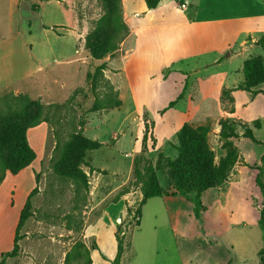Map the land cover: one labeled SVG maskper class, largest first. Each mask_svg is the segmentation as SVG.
I'll return each mask as SVG.
<instances>
[{"label":"rangeland","instance_id":"rangeland-1","mask_svg":"<svg viewBox=\"0 0 264 264\" xmlns=\"http://www.w3.org/2000/svg\"><path fill=\"white\" fill-rule=\"evenodd\" d=\"M73 7L80 21L78 31L80 35H84L79 36V45L84 44L85 47L86 40L97 22L107 13V7L104 0H73ZM2 9L3 4L0 1V36L6 33L7 23L6 14ZM24 9H27V5ZM21 17L27 21L35 20L37 15L24 11ZM115 17L116 15L114 19ZM123 20L125 22L124 17ZM54 32L58 33L57 28ZM263 36L264 34L260 37ZM262 54V47L256 45L247 53L237 55L230 62L224 58L222 60L218 53L201 59H187L184 63L163 71L166 77L171 72L165 80L159 78L157 67L152 68L147 81H141L136 78V74V76L132 74V84L138 96L136 103L130 93L122 91L121 88L124 86L122 76L109 74L111 69L109 61L119 58L120 52L113 58L109 55L103 60L91 58L90 62L84 65L75 63L54 66L42 77H38L36 83L24 82L22 85L29 90L28 93L20 94L28 95L36 100L37 104L49 109L42 111L35 109V116L40 115L46 121L40 124L41 127L31 130L29 135L30 129L27 131L29 144L38 156L33 165L38 173L34 177L30 172L33 178L29 172L10 176L18 177L10 178L7 182L8 186H14L13 189L16 190L6 191L2 196V200H9L11 205L14 200V205L8 213L10 217L17 211L15 210L17 201H22L24 197L19 187L33 183V190L37 188V193L31 200L33 214L20 230L19 255L7 259L5 264H64L68 254L72 264H88L89 251L98 249L96 239L101 241L104 251L110 252L114 249L116 238L112 228L116 224L117 216H119L118 224H122V230L126 231L125 251L121 264H163L162 253L155 255L153 249L144 251L143 239L137 232H133L136 229L134 212L140 200L136 198V202L131 205L132 215H125L121 219L122 211L119 212L121 207L110 209L108 206L113 204L110 201L122 188L128 187L131 192L136 191L137 195L140 193V186L135 176L136 158L142 156L153 165H157L160 155L172 159L178 156L176 150V146L179 145L178 137L176 134L172 139L173 133L170 128L173 124L179 126L181 122L185 123L187 111L195 115L192 120L186 122L192 127L205 124L211 126L207 143L214 151L215 164L218 165L221 159L229 155H235L236 161L230 167L228 178L218 186L224 187L223 194L211 191L205 195L203 217L198 219L193 215L194 204H191L187 198L176 204L173 203L175 214L171 219L174 225L187 240H196L192 243L194 245L200 244V237L203 235L213 241L210 231L219 228L225 239H234L237 235L247 236V242L240 246L248 255L254 245L262 246L264 232L259 219L264 195L256 186L255 178L258 173L256 167L262 165L264 154V94L257 95L253 100L247 91H234L235 86L244 82V61L250 56L257 57ZM217 57L221 59L220 63L206 64L214 62V58ZM102 63H105L106 67L103 78L97 89L93 91L87 77ZM114 65L119 69L123 67L120 61H115ZM226 70L229 71L226 78L221 75L213 76ZM111 71L118 72L113 69ZM108 76L117 89L123 92L124 104L119 95L120 106L111 110L101 106L99 110L90 112L97 99L104 101L110 86L119 92ZM146 83L148 88L145 87ZM185 83L187 89L183 99L163 115L162 111L165 107L183 92ZM221 86L232 91L233 113L221 102ZM146 89L148 94H153L152 97L150 95L145 97ZM9 93L20 95L11 87L0 91V99ZM221 119H229L233 123L238 137L220 136ZM154 121L157 138L154 135ZM245 128L252 130L257 142L245 137ZM77 132H82L88 138L103 144L101 149L89 152L86 163L82 165L83 171L88 176L87 190L82 186L79 188L72 180L57 176L52 168V158L57 143L60 142L62 145L72 133ZM145 136L146 143L143 145ZM8 173L6 172V175ZM157 175L160 186L168 192L167 199H169L175 193V187L165 172L159 170ZM119 186L121 187L118 188ZM113 189L117 191L108 196ZM2 210L5 209L0 206V220L5 227V220L1 217ZM105 210H107L105 221L96 229L99 237L86 238L85 228L94 224ZM153 215L148 208L144 215L145 229L148 219ZM204 257L205 252H203ZM107 261L111 263V260Z\"/></svg>","mask_w":264,"mask_h":264},{"label":"crops","instance_id":"crops-1","mask_svg":"<svg viewBox=\"0 0 264 264\" xmlns=\"http://www.w3.org/2000/svg\"><path fill=\"white\" fill-rule=\"evenodd\" d=\"M0 1L3 4L2 11L7 17L6 33L0 36V91L13 87L16 94L28 93L29 89L22 84L24 82L36 83L38 77H42L52 67L75 63L84 65L90 62L91 57L85 51L84 44L79 45V36L84 35H80L78 31L80 21L74 11L73 0ZM25 5L27 9H24ZM122 7L130 33L121 45L119 58L109 61L111 69L118 72H112L110 69L109 74L122 76L124 86L121 89L132 95L134 103L138 96L132 84V74H136V78L141 81H147L152 68L157 67L159 78L165 80L171 72L166 77L163 71L182 64L187 59H201L204 56L218 53L223 60L228 51L232 53L224 60L230 62L237 55L247 53L249 49L256 46L262 38L260 36L264 34V0H161L158 7L153 10L147 8L145 0H122ZM24 11L35 13L37 18L27 21L22 19L21 14ZM54 26L57 27L58 33L53 31ZM236 48L239 49L236 50ZM219 57L214 58V62L206 64L220 63ZM115 61L122 62L123 67L119 69L114 65ZM105 73L108 75L106 71ZM228 74L229 71L226 70L213 76L221 75L226 78ZM108 78L114 85L111 77L108 76ZM146 85L147 83L145 87ZM261 85L255 89L263 91L264 86ZM114 86L117 89L116 85ZM224 88L222 86L220 88V99ZM236 88L237 86L234 87V91H238L235 90ZM120 91L124 104V94ZM145 94H143L145 97L153 95L148 94V89ZM255 98L256 96L253 100ZM194 116L187 111L185 123L192 120ZM185 123L181 122L179 126L175 124L171 126L172 139ZM35 128L30 129L28 135ZM155 128L156 122L154 135ZM155 137L157 138L156 135ZM36 160L37 158L29 167L15 176L29 172L32 178L33 175L35 177L38 173L33 168ZM10 176L14 175L8 173L0 185V206L5 209L2 210L1 215L5 220V227L2 226L3 223L0 220V255L13 250L15 233L21 211L26 203L25 199L34 188L33 183L19 187L24 195L23 200L17 201V206H15L17 211L8 217L14 200L11 205L9 200H2V196L6 191L14 190L15 192L14 186H8L7 182L10 178H18ZM223 188H211L203 194L199 218L203 217L205 210L203 205L205 195L211 191L222 195ZM117 189L110 191L108 196L114 194ZM182 197L180 195L171 196L169 199L168 197H155L149 199L144 205L142 223L138 229L133 231L143 239L144 251L153 249L155 255L161 252L163 264H260L259 251L263 244L262 246L254 245L248 255L240 246L247 242V236L237 235L234 239H225L223 232L217 228L210 231L213 241L205 235L200 237V244H192L196 242L194 239L187 240L171 219L175 214L172 205L185 198ZM136 198L141 200V192L138 195L137 193L127 195L119 202L109 205L108 208L121 207L119 212H123L127 201L132 205L136 202ZM193 207L192 205L194 215ZM148 208L149 212L152 211L154 215L148 219L145 229L144 215ZM106 213L107 210L103 211L94 224L85 228L86 238L99 237L96 229L100 224L103 225ZM117 217L116 224L112 228L114 236L119 227V216ZM143 230H145L144 233H142ZM96 240L98 249L90 253L92 264H111L102 258V254L108 260H113L117 254V241L114 243V249L106 252L102 249L101 241ZM203 252H205L204 258Z\"/></svg>","mask_w":264,"mask_h":264},{"label":"trees","instance_id":"trees-1","mask_svg":"<svg viewBox=\"0 0 264 264\" xmlns=\"http://www.w3.org/2000/svg\"><path fill=\"white\" fill-rule=\"evenodd\" d=\"M160 2L161 0H145L149 10L156 9ZM104 4L107 7V13L102 15V19L97 22L85 43V50L94 60H103L108 55L113 58L120 51L122 43L130 33L128 26L123 20L122 0H104ZM56 28L55 26L53 30L56 31ZM257 45L262 47L263 54L251 57L244 62L243 73L245 79L235 89L247 91L253 98L260 93H264V91L255 89L264 83V37L257 42ZM231 53L228 52L223 58L230 56ZM105 68V63H102L91 74H88L87 80L91 83L93 91L99 86ZM186 89L187 83H185L184 90L177 99L171 101L162 111L163 114L174 108L177 102L183 99ZM119 95V92L110 86V91L106 94L104 101L97 99L90 112L99 110L101 106L106 110L120 106ZM221 102L227 110L231 109L233 113L234 97L231 90L226 88L222 90ZM47 108L37 104L36 100L26 94L14 95L9 93L0 99V185L5 180L6 172L16 175L30 166L36 159L37 155L29 144L27 131L46 121L40 115L35 116V109L42 111ZM220 126L222 128L220 132L222 138L238 137L234 125L229 119H221ZM245 129V137L257 142L252 130L250 128ZM210 131L211 126L209 124L199 125L194 128L185 123L177 133L179 145L176 146L178 156L175 159L160 155L157 165H153L142 156L135 159V176L142 194L139 205L134 212L136 229L141 225L142 210L147 201L155 197L168 196V192L160 186L157 175L159 170L165 172L174 185L176 191L173 196L180 195L191 201L194 204L193 212L195 217H200L203 194L211 188L221 186L229 176L230 167L236 161L235 155H229L227 158L221 159L218 165L215 164L214 151L207 143ZM145 143L146 136L142 144L144 145ZM102 147V143L88 138L82 132L72 133L65 143L62 145L60 142L57 143L54 150L55 155L52 158V168L57 176L72 180L79 188L82 186L87 190L88 176L83 171L82 165L86 163L89 152L99 150ZM144 149L143 147V152ZM256 170L258 173L256 174L255 183L264 195V155L262 157V165L256 167ZM135 192H131L128 187L122 188L110 202L117 203L125 196ZM36 193L37 188L29 194L19 217L13 250L0 255V264H5L9 258L18 257L20 250L19 241L21 240L20 230L33 214L31 200ZM131 208L132 206L127 201L120 219L124 218L125 215L131 216L133 212ZM259 224L264 232V203ZM125 233L126 231L122 230V224H120L115 233L117 254L111 260V264H121L122 262L125 251ZM90 253L91 251L87 255L88 264H92ZM68 255L64 264H72ZM102 258L108 260L103 254ZM259 259L260 264H264V240L263 247L259 251Z\"/></svg>","mask_w":264,"mask_h":264}]
</instances>
